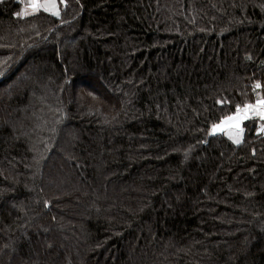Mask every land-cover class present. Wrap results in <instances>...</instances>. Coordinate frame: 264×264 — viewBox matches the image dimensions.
<instances>
[{"label": "trees", "instance_id": "16d2710c", "mask_svg": "<svg viewBox=\"0 0 264 264\" xmlns=\"http://www.w3.org/2000/svg\"><path fill=\"white\" fill-rule=\"evenodd\" d=\"M27 6L0 0V264H264L263 121L210 136L264 98V0Z\"/></svg>", "mask_w": 264, "mask_h": 264}, {"label": "snow or ice", "instance_id": "6c2138e0", "mask_svg": "<svg viewBox=\"0 0 264 264\" xmlns=\"http://www.w3.org/2000/svg\"><path fill=\"white\" fill-rule=\"evenodd\" d=\"M61 2H63V0H61ZM30 6L33 8H39V7H43L45 11L50 12L52 15L55 16H59V10L57 7V0H30ZM259 87V85H257ZM246 110L247 109H252V110H257V114L259 115V117L264 120V101H257V105L255 106V108L251 105H247L245 106ZM237 111H239V106L237 108ZM239 118L233 116V117H229L227 118V121H236V123L234 125H229V126H234V127H238L239 126V122H238ZM214 128L219 127L221 130H223L224 128V123H222L219 126L214 125ZM264 130V129H262ZM236 143H239V139L236 138L235 139Z\"/></svg>", "mask_w": 264, "mask_h": 264}, {"label": "water", "instance_id": "95a60500", "mask_svg": "<svg viewBox=\"0 0 264 264\" xmlns=\"http://www.w3.org/2000/svg\"><path fill=\"white\" fill-rule=\"evenodd\" d=\"M233 116L239 118V120H238L239 126L238 127L229 126V125H234L236 123V121H227V118L233 117ZM222 123H224L223 130H221L219 127L214 128L213 127L214 125L211 127V129H210V136L211 137L221 136V135H223L224 133H226L229 130H234V131L240 132L241 129H242V118H241V115L238 114V113H234V114H232L230 116H227L225 118L220 119V121L218 123H216L215 125L219 126Z\"/></svg>", "mask_w": 264, "mask_h": 264}, {"label": "rangeland", "instance_id": "374dc122", "mask_svg": "<svg viewBox=\"0 0 264 264\" xmlns=\"http://www.w3.org/2000/svg\"><path fill=\"white\" fill-rule=\"evenodd\" d=\"M26 1H28V6L26 7V10H25V11H26L27 13H31V12L35 11L36 8H33V7L30 6V0H26ZM258 101H264V98H263V99H260V100H258ZM250 105L253 106V107L255 108V106L257 105V101L254 102V103H252V104H250ZM254 111L257 113L258 109H257V110H254ZM246 113H247V112H246ZM261 120H262V119H261ZM262 121H263V120H262ZM263 124H264V121H263ZM226 134H230V135H229L230 137L235 138L233 135H238L239 132L234 131V130H229V131L226 132Z\"/></svg>", "mask_w": 264, "mask_h": 264}, {"label": "built area", "instance_id": "2783aa9c", "mask_svg": "<svg viewBox=\"0 0 264 264\" xmlns=\"http://www.w3.org/2000/svg\"><path fill=\"white\" fill-rule=\"evenodd\" d=\"M238 114H240L241 115V117L244 119L245 117H246V115H247V110H239V111H236ZM264 121V120H263ZM263 133H264V131H263Z\"/></svg>", "mask_w": 264, "mask_h": 264}]
</instances>
